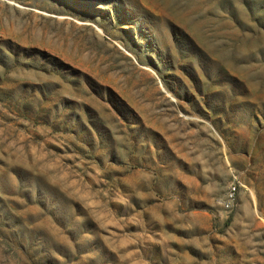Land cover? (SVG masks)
Listing matches in <instances>:
<instances>
[{
  "label": "rangeland",
  "instance_id": "1",
  "mask_svg": "<svg viewBox=\"0 0 264 264\" xmlns=\"http://www.w3.org/2000/svg\"><path fill=\"white\" fill-rule=\"evenodd\" d=\"M257 199L264 0H0V264H264Z\"/></svg>",
  "mask_w": 264,
  "mask_h": 264
},
{
  "label": "built area",
  "instance_id": "2",
  "mask_svg": "<svg viewBox=\"0 0 264 264\" xmlns=\"http://www.w3.org/2000/svg\"><path fill=\"white\" fill-rule=\"evenodd\" d=\"M237 192H238V186L236 182H232L226 192L225 195L222 199V206L225 210H230L232 206L234 205L237 197Z\"/></svg>",
  "mask_w": 264,
  "mask_h": 264
},
{
  "label": "crops",
  "instance_id": "3",
  "mask_svg": "<svg viewBox=\"0 0 264 264\" xmlns=\"http://www.w3.org/2000/svg\"><path fill=\"white\" fill-rule=\"evenodd\" d=\"M255 223L260 227L262 237L264 238V206L258 204V199L255 200L254 208L252 209Z\"/></svg>",
  "mask_w": 264,
  "mask_h": 264
}]
</instances>
